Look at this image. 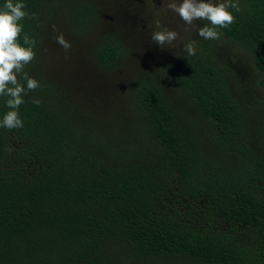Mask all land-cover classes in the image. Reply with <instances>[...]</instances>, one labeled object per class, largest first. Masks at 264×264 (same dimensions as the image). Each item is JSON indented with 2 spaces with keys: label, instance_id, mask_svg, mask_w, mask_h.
Instances as JSON below:
<instances>
[{
  "label": "trees",
  "instance_id": "obj_1",
  "mask_svg": "<svg viewBox=\"0 0 264 264\" xmlns=\"http://www.w3.org/2000/svg\"><path fill=\"white\" fill-rule=\"evenodd\" d=\"M152 2L23 0L40 87L0 127V264H264V0L218 40Z\"/></svg>",
  "mask_w": 264,
  "mask_h": 264
},
{
  "label": "clouds",
  "instance_id": "obj_2",
  "mask_svg": "<svg viewBox=\"0 0 264 264\" xmlns=\"http://www.w3.org/2000/svg\"><path fill=\"white\" fill-rule=\"evenodd\" d=\"M145 3L155 6L152 0H145ZM25 8L23 0H4L0 6V96L7 97L6 107L9 109L0 119V127L8 129L23 127L19 107L29 92L40 87L39 81L24 71L25 66L36 57V40L24 33L21 41V21L26 17L38 19L36 13L29 15ZM162 8L165 13L171 11L177 14L187 25H192L194 21H207L197 28V34L213 40L220 39L222 35L218 29L227 28L235 22L231 10L240 11L237 0H163ZM154 24L156 30L152 32L151 40L161 48L176 46V42L181 39L179 33L165 27L160 20H155ZM52 27L58 31L55 25ZM56 42L65 50L66 55L70 52L71 43L62 31H58ZM183 48L189 56L196 54L195 41L183 44ZM32 103L39 105L41 100L32 98Z\"/></svg>",
  "mask_w": 264,
  "mask_h": 264
},
{
  "label": "rangeland",
  "instance_id": "obj_3",
  "mask_svg": "<svg viewBox=\"0 0 264 264\" xmlns=\"http://www.w3.org/2000/svg\"><path fill=\"white\" fill-rule=\"evenodd\" d=\"M157 2H155L156 3V5H157V7L158 8H160L161 7V12H162V14H164L167 18H170V16H171V11H168V12H164L163 11V8H162V6H161V3H162V5H163V0H156Z\"/></svg>",
  "mask_w": 264,
  "mask_h": 264
}]
</instances>
